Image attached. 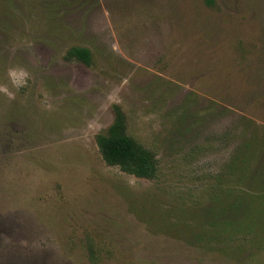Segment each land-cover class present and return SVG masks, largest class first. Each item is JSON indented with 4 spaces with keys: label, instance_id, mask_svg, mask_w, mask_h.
Instances as JSON below:
<instances>
[{
    "label": "rangeland",
    "instance_id": "374dc122",
    "mask_svg": "<svg viewBox=\"0 0 264 264\" xmlns=\"http://www.w3.org/2000/svg\"><path fill=\"white\" fill-rule=\"evenodd\" d=\"M263 158L264 0H0V264H264Z\"/></svg>",
    "mask_w": 264,
    "mask_h": 264
},
{
    "label": "trees",
    "instance_id": "16d2710c",
    "mask_svg": "<svg viewBox=\"0 0 264 264\" xmlns=\"http://www.w3.org/2000/svg\"><path fill=\"white\" fill-rule=\"evenodd\" d=\"M65 58L74 59L85 65L91 63L90 51L84 47L69 48ZM96 144L102 159L108 166H117L123 172L139 178L152 179L155 176L157 169L154 155L124 133L123 115L119 110H116L114 121L107 131L97 135ZM242 147L245 151L243 156H238L237 150L236 156L230 164V168L236 172H241L240 174H243L242 171L244 170L243 167L240 169V165L243 166L245 163L246 158L244 156L256 152L249 141ZM262 164L260 176L264 177V158Z\"/></svg>",
    "mask_w": 264,
    "mask_h": 264
},
{
    "label": "clouds",
    "instance_id": "9594fccd",
    "mask_svg": "<svg viewBox=\"0 0 264 264\" xmlns=\"http://www.w3.org/2000/svg\"><path fill=\"white\" fill-rule=\"evenodd\" d=\"M9 75H10V78L12 79L13 86L16 87V88L23 87L24 86V83H26V81L21 82V81H18L15 78V69H10L9 70Z\"/></svg>",
    "mask_w": 264,
    "mask_h": 264
}]
</instances>
